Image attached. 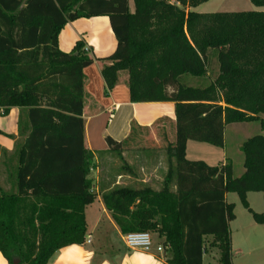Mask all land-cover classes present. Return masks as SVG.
<instances>
[{"label":"trees","instance_id":"16d2710c","mask_svg":"<svg viewBox=\"0 0 264 264\" xmlns=\"http://www.w3.org/2000/svg\"><path fill=\"white\" fill-rule=\"evenodd\" d=\"M209 1L135 0L130 13L127 0H0V108L25 115L13 188L0 187V251L9 264H50L60 250L83 245L85 212L99 196L123 235L163 239L172 254L167 264H203L208 237L220 264H233L229 224L236 216L228 194H238L264 226V213L248 201L249 193L264 195V135L241 146L240 178L232 162L214 167L187 158L189 142L225 148L228 125L261 122L264 130V61L243 63L240 46L253 40L264 54V12L191 11ZM252 2L264 7V0ZM95 16L110 18L118 42L104 59L111 63L102 71L107 93L125 72L132 103H175L177 142L168 147L159 190L117 186V173L94 192L90 175L106 153L85 143L84 70L93 59L83 42L63 52L59 36L69 22ZM214 54L219 75L210 82ZM107 142L109 155L121 154L122 143Z\"/></svg>","mask_w":264,"mask_h":264},{"label":"crops","instance_id":"0c3cea01","mask_svg":"<svg viewBox=\"0 0 264 264\" xmlns=\"http://www.w3.org/2000/svg\"><path fill=\"white\" fill-rule=\"evenodd\" d=\"M197 9L198 7L191 11L196 12ZM78 42L85 44L89 57L93 59V64L84 70L87 97L84 109L87 149L95 154L104 152L108 156L110 150L108 138L122 143L123 150L143 143L150 144L151 150L163 149L169 145L175 146L177 142L175 103H132L128 85L129 76L125 72L120 74L119 84L107 93L102 71L111 63L104 59L113 55L118 47L110 18L95 16L69 22L59 36V47L63 52L71 53ZM21 117H23V111L19 108L11 109L7 115H4V110L0 108V185H6L10 180L9 173H15L18 168L17 148L23 142V139L19 137ZM23 118L25 119V115ZM226 130L227 127L225 141ZM189 149L190 142L187 147V158ZM211 152L209 156L212 159L217 154L215 155L213 150ZM191 161H204L210 166H219L216 164L218 159ZM225 164L226 162L221 165ZM146 179L139 181L134 173H121L116 185L130 186L135 189L150 186L155 189V185L149 183L148 175ZM10 183L12 190L13 183L12 181ZM138 183H143V185L139 187ZM98 201L101 203V208L93 214L92 224L89 220L92 206L87 207L85 212L88 225V236L85 243L60 250L50 264H167L172 254L164 246L163 239L158 235H152L151 252L131 250L125 243V235L121 233L111 214L104 207L100 196ZM254 224H251L252 230H256L255 226H258L255 222ZM229 226L232 238L231 222ZM212 242L213 238L208 237L203 264H220L219 250L210 246ZM159 247H162L163 251L159 252ZM233 251L234 246L232 253ZM0 264H9L1 251Z\"/></svg>","mask_w":264,"mask_h":264},{"label":"rangeland","instance_id":"374dc122","mask_svg":"<svg viewBox=\"0 0 264 264\" xmlns=\"http://www.w3.org/2000/svg\"><path fill=\"white\" fill-rule=\"evenodd\" d=\"M127 6L130 13L135 12V0H127ZM251 11L264 12V7L256 6L252 0H210L200 5L196 10L198 13L207 14H239ZM240 46L242 50H245L242 57L243 63L251 62L258 66L257 63L261 64L264 61L262 51L254 50L258 47V44L253 42V40L242 42ZM211 62L208 78L210 82L215 81L219 75V63L216 54L212 55ZM261 117L264 120V115ZM258 135H264L261 122L228 125L226 130V148L190 142L188 159H218L219 161L216 164L219 165L224 162H232L234 177L240 178L245 172V156L241 151V146L250 138ZM149 147L150 144L143 143L134 148L129 147L127 150L122 149L121 154L113 153L100 160L98 168L92 171L90 175L96 185L94 192L98 193V186L102 180L108 179V176L116 175L117 173H134L139 181L147 180L146 176L148 175L150 178L149 183L155 185V189H160L170 168L169 146L159 150H151ZM212 150L215 151V155L217 154V158L213 156L211 159L209 156ZM7 182L6 185L3 184L0 187L9 192L11 183L10 180ZM142 185L143 183L137 184L139 187ZM248 201L254 212L258 214L264 213V195L262 193H249ZM228 202L235 205L234 213L236 216V219L231 222L233 233L231 241L232 247L234 246L233 264H264V226H255L256 230H252L251 224H254L253 216L242 204L238 194H229ZM100 205V201H96L90 209L89 220L91 224L93 223V214L98 212L101 208ZM239 251L241 252L239 253ZM218 253L220 258V251Z\"/></svg>","mask_w":264,"mask_h":264},{"label":"built area","instance_id":"2783aa9c","mask_svg":"<svg viewBox=\"0 0 264 264\" xmlns=\"http://www.w3.org/2000/svg\"><path fill=\"white\" fill-rule=\"evenodd\" d=\"M125 243L131 250L151 252L153 248V238L150 233H130L125 235ZM158 250L159 252L163 251L162 247H159Z\"/></svg>","mask_w":264,"mask_h":264},{"label":"water","instance_id":"95a60500","mask_svg":"<svg viewBox=\"0 0 264 264\" xmlns=\"http://www.w3.org/2000/svg\"><path fill=\"white\" fill-rule=\"evenodd\" d=\"M15 264H19V262H18V261H16V262H15Z\"/></svg>","mask_w":264,"mask_h":264}]
</instances>
